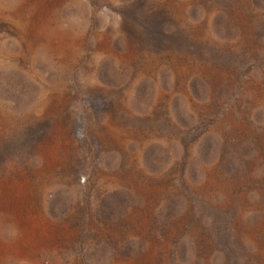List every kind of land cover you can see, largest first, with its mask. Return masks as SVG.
<instances>
[{"label":"rangeland","instance_id":"1","mask_svg":"<svg viewBox=\"0 0 264 264\" xmlns=\"http://www.w3.org/2000/svg\"><path fill=\"white\" fill-rule=\"evenodd\" d=\"M0 264H264V0H0Z\"/></svg>","mask_w":264,"mask_h":264},{"label":"bare ground","instance_id":"2","mask_svg":"<svg viewBox=\"0 0 264 264\" xmlns=\"http://www.w3.org/2000/svg\"><path fill=\"white\" fill-rule=\"evenodd\" d=\"M5 1H7V0H5ZM9 1V0H8ZM53 28V27H52ZM52 30H54V29H52ZM48 32V31H47ZM41 33V32H40ZM40 33H38V34H40ZM43 33V32H42ZM55 34V33H54ZM51 35V34H50ZM25 36H27V35H25ZM49 36V35H48ZM59 37V36H58ZM48 39V38H47ZM50 41V40H49ZM48 48V47H47ZM45 53V52H44ZM3 57V56H2ZM32 230V229H31ZM32 233V232H31ZM33 247V246H32ZM25 257V256H24Z\"/></svg>","mask_w":264,"mask_h":264}]
</instances>
